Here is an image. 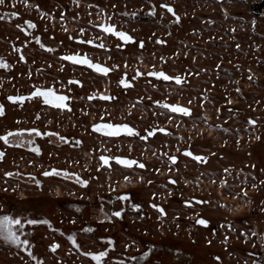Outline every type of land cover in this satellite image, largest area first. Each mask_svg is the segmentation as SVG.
Masks as SVG:
<instances>
[{
    "label": "rangeland",
    "instance_id": "1",
    "mask_svg": "<svg viewBox=\"0 0 264 264\" xmlns=\"http://www.w3.org/2000/svg\"><path fill=\"white\" fill-rule=\"evenodd\" d=\"M164 4L171 5L175 15ZM4 9L11 11L12 20L0 21V38L7 45L26 39L20 27L30 31L29 38L39 36L51 46L54 58L72 46L79 49V42L92 34L105 39L108 58L119 65V71L107 79L111 91H118L115 83L122 72L142 76L133 89L119 93L123 117L128 118L131 105L139 102L133 110L143 112V129L151 121L169 119L185 138L174 136L172 151L163 149L164 138L140 142L137 154L147 169L123 173L136 177H127L121 188L134 187L130 190L138 199L164 209L165 214L156 207L151 212L153 223L131 213L124 223L111 220L99 203L89 199L110 186L95 183L86 188L50 179L40 191L5 175L16 169V158L0 160V217L19 219L21 224L13 225V230L29 241L27 245L6 242L0 231V264H97L88 253L100 251L108 253L101 264H264V0H5L0 18ZM27 21L35 27L27 28ZM103 24L115 25L134 41L124 46L112 41L110 34L97 28ZM28 49L37 48L30 44ZM159 70L179 75L181 83L144 76ZM155 101L188 107L191 113L164 116L151 106ZM181 119L188 132L175 126ZM120 146L126 151L135 147L128 139ZM187 147L208 160L204 183L171 187L164 154L176 155ZM0 149L9 152L1 143ZM76 160L82 165L79 155ZM183 160L186 165L177 167L173 176L192 185L190 177L197 175L183 170H196V164ZM82 168L87 172L85 165ZM102 177L108 179L100 180L102 184L115 179L110 172ZM171 189L176 193L173 199ZM199 218L210 223L197 224ZM29 219L49 223L30 225ZM150 243L151 252L146 249ZM53 245H58L55 251Z\"/></svg>",
    "mask_w": 264,
    "mask_h": 264
},
{
    "label": "flooded vegetation",
    "instance_id": "2",
    "mask_svg": "<svg viewBox=\"0 0 264 264\" xmlns=\"http://www.w3.org/2000/svg\"><path fill=\"white\" fill-rule=\"evenodd\" d=\"M10 12L11 11L4 9L0 21L5 24H10L12 22L10 19ZM26 26L27 28L33 27L29 21L26 22ZM97 28L104 31L100 26H97ZM20 29L22 34L26 36V39L22 40L20 44L14 45V43H18V40H16L13 42L10 41L7 45L3 43V40L0 38V65H7V67L0 66V104H3L5 107L4 115L0 116V136L5 135L9 131L15 132L19 129L25 130L20 136L10 138L11 142L9 144H5L3 140H0V143L9 150V152L6 153L0 149V151H3L5 154L3 159L9 157L16 158L14 161L15 165H17L16 169L11 171L13 175L9 176V178L13 177L14 180L25 186H36L40 191H44V186H46L47 181L50 179L61 180L69 183L71 186L86 188L95 186V183H98L99 186H110L107 190L90 195L89 199L91 202L94 201L99 203L101 209L106 215L111 217V220L120 224L124 223L127 217H129L128 214L131 213L133 217L136 216V218L144 222L153 223L155 219L151 215V212L155 211V207L151 204L152 201L144 202L138 199L139 197H137V194H134L130 190L134 187H130V189L121 188L125 180L123 173L125 171H130L131 173L140 172L141 170L145 171L147 169L146 164H144L137 154V150L140 149V142L147 144L153 140L164 138L165 146L163 149L172 151V139L174 136L183 139L185 136L178 133V130H174L175 127H173V123L169 119H163V122L157 123L158 125L152 124L151 121L146 128L143 129L140 125V121L144 120V118H140L143 112L136 113L133 110L135 106H140L139 102L131 105L127 114L128 118L123 117L122 113L119 111L122 109V107H120L122 106V98L119 96V93L121 90L133 89L136 80L140 79L142 76L141 73H139V75L128 77L126 73L122 72L115 83L119 89L118 91L112 92V88L107 79L110 75H114L115 72L119 71V65L114 63L113 57L112 59L108 58L106 53L109 51L110 47L105 46V39L103 40L99 35L92 34L89 39L83 41L77 39V42L80 41V48L75 49V47L72 46V49L70 48L72 52L68 50V52L56 56L60 58L57 59L51 54L52 52L55 53V51H51L52 47L46 44L44 40L39 36L29 38L30 31L23 27H20ZM105 33L112 36V41L118 40L123 43L122 46L131 43L121 41L111 33ZM93 36H96V39ZM89 40L92 41L91 44L86 43V41ZM30 44L37 49L35 51H29L28 47ZM115 46L118 47L117 44ZM42 52L47 53L50 59H44ZM77 54L82 58L87 57L94 63H99L103 67L111 69V71L105 76L103 73H97L87 65L76 64L73 61L64 59L67 55ZM149 73H151V71L145 73L144 76L150 79L164 81L162 77L152 76L149 75ZM121 79L128 81V86L124 87L125 85L119 83ZM77 80L80 81L79 84L74 82ZM70 81H72V83H70ZM37 88L42 90L52 88L56 94L68 96L69 99L64 102L68 107L58 108L53 104L44 103L42 96H32L31 94L35 92ZM15 95H23L26 99L24 101L15 102L8 99V97ZM102 95L110 96L112 99H101ZM89 97H91V99ZM135 99L139 100L140 98L136 96ZM117 100H119V104ZM166 104L169 103L165 101L157 103L155 101L151 106L153 108H159L161 114L164 116L167 114L184 116L182 113H175L172 112L171 109L164 107ZM37 116L39 118H37ZM183 121L186 122L181 119L179 120L180 125L176 123L175 126H179L181 132H188L186 127L182 125ZM97 123L128 124L130 127L134 128L139 135L129 136L122 132L118 137H109L104 132L95 131L92 125ZM33 128L44 133V135H36L34 132L27 131ZM159 129H165V131L161 132ZM1 130H4V132H1ZM148 132H152L153 135L148 136ZM142 136H147L148 138L143 140L141 139ZM60 137H64V139L61 140ZM123 139L130 140L135 147L131 148V150L130 147L127 148V151L124 150V148L120 146ZM29 141L32 143L29 144ZM37 146L41 149L39 155L31 151L33 147ZM163 149L160 148V152L163 153ZM185 150L191 151L193 156L185 155ZM78 155L83 162L82 165L86 166L87 172L83 171L82 165L79 163L75 164ZM164 155L169 160V167L166 172L168 176L166 180L171 187H200L199 183L201 182L199 180L204 183L203 167L208 160L204 158L203 154H195L190 150V147H187L179 150L176 155L167 152ZM196 155L204 159L197 161L194 159ZM102 156L110 158L107 165H105L101 159ZM115 156L133 159L138 163L132 165L130 168L119 165L114 159H111V157ZM56 157L58 158L57 162H55ZM70 157H73L74 160H67L70 159ZM171 157H176L177 159L173 161ZM14 158H11V160ZM85 159L87 160L86 162H84ZM183 159L192 161L196 164V170H190L187 167L183 170L187 172L186 174L197 175L196 179L195 177H190L195 184L189 185L188 180L187 182L179 183L173 176V173L177 171V167L186 165ZM46 160H48L47 163L45 162ZM140 163H143L145 167H139ZM40 168L44 170L38 171ZM52 168L66 170L69 176L44 177L42 175L45 170L50 171ZM76 168L78 170H76ZM108 172L112 173L115 179L103 184L99 182L100 180H108L102 177L103 175H107ZM73 173L81 180H87L88 184L82 186L77 183L76 178L71 175ZM38 174L41 176H37ZM127 175H129L127 177L130 179L136 177L134 174L128 173ZM35 179L41 181L39 186L35 184ZM173 181H175V183H173ZM129 184L133 185L138 183L129 181ZM169 192L172 193L171 197L173 199V195L176 193H174L172 189ZM56 193L57 191H55V194ZM48 195H50V193H48ZM125 195L128 196L127 200L120 199V197ZM135 204H139L141 207H133ZM117 211L121 212L120 217L114 215ZM163 214H165V211ZM146 249L151 252L152 244L150 243Z\"/></svg>",
    "mask_w": 264,
    "mask_h": 264
},
{
    "label": "snow or ice",
    "instance_id": "3",
    "mask_svg": "<svg viewBox=\"0 0 264 264\" xmlns=\"http://www.w3.org/2000/svg\"><path fill=\"white\" fill-rule=\"evenodd\" d=\"M5 0H0V5L4 4ZM164 8L167 9V11L172 12L173 15H175V12L173 11V8L171 5L169 4H164L163 5ZM13 15H16V13H13ZM177 20H179V17L177 16ZM31 23V22H29ZM33 27H35V25H32ZM100 27H102L104 29L105 32L107 33H111L113 34L115 37H118L119 40L124 41V42H132L134 41V37L129 35L127 32L124 31H119L116 29L115 25H100ZM81 31H84L83 29H81ZM86 43L91 44L92 41H86ZM161 43H163V41H161ZM140 46L143 47V41L139 42ZM120 45H118L119 47ZM102 47V45H101ZM23 58V57H21ZM65 60L68 61H73L76 64H80V65H87L89 68L94 69L97 73H103L105 76L111 71V69L107 68V67H103L101 64L99 63H94L92 60L88 59L87 57H81L80 55H67L64 57ZM0 66H4L7 67L6 64H2ZM139 75V73H137ZM149 75L152 76H157V77H162L164 80L166 81H171V80H175L177 84L181 83V77L179 75L177 76H170V75H166L163 71H153L151 73H149ZM75 83L79 84L80 81H74ZM70 83H72V81H70ZM119 83L128 86V81L121 79L119 81ZM32 96L35 97H43L44 103L46 104H53L58 108H67L68 105L66 103H64L66 100L69 99L68 96L65 95H58L56 94L52 88H48L46 90H42L37 88L35 92H33L31 94ZM91 99V97H89ZM9 100L11 101H24L26 99L25 96L23 95H15V96H10L8 97ZM101 99H112V97L110 96H101ZM189 103H191V101H189ZM164 107L171 109L172 112L175 113H182L185 116L190 115L191 113V109L188 107H183L180 106L178 104H166L164 105ZM5 112V107L3 104H0V116L4 115ZM37 118H39L37 116ZM251 123H255V121H251ZM92 127L95 129L96 132H104L107 136L109 137H118L121 135V133H125L129 136H135V135H139V133L132 127H130L128 124H114V123H97L92 125ZM25 130L24 129H19L15 132L13 131H9L7 132L5 135L0 136V140H3L5 144H9L10 138L12 137H18L20 136ZM27 131L29 132H34L36 133V135H44V133L39 132L37 129L33 128V129H28ZM159 131L163 132L165 131V129H159ZM153 133L152 132H148V136H152ZM148 137L147 136H142L141 139L146 140ZM61 140L64 139V137H60ZM32 142L29 141V144H31ZM31 151H33L36 154H40L41 149L37 146V147H33L31 149ZM4 152L0 151V159L4 158ZM185 155L188 156H193V153L189 150H185ZM101 159L103 160L104 164L107 165L109 163V157L107 156H102ZM111 159H114L116 161L117 164L119 165H124L126 167H131L134 164H137L138 162L136 160L133 159H127V158H122L120 156H115V157H111ZM171 159L173 161H175L177 158L176 157H171ZM194 159L197 161H200L202 159H204L203 157L196 155L194 156ZM139 167L144 168L145 165L143 163L139 164ZM225 171H227V169H225ZM6 176H12L13 173L12 172H7L5 173ZM42 175L44 177H51V176H63V177H68L69 173L66 170H59L56 168H52L50 171L49 170H45ZM72 176H74L77 180V183L83 185H87L88 181L87 180H81L79 177L75 176V173L71 174ZM34 179V178H33ZM125 179L127 180L128 178L125 177ZM35 184L37 186H39L41 184V181L38 179H35ZM173 183H175V181H173ZM222 184H224L226 186V182H221ZM253 187H255V185H253ZM120 199H124L127 200L128 196H122L120 197ZM198 203H208V201H198ZM133 207L135 208H140L141 206L139 204H135L133 205ZM153 207L159 208L158 205L153 204ZM159 211L161 213L164 212L163 208H159ZM114 215L116 217H120L121 216V212L117 211L114 213ZM27 224L30 225H34L37 223H45L48 224L49 221L45 220V221H38L35 219H29L26 221ZM197 224L203 225V226H207L210 221L204 218H199L196 221ZM21 221L19 219H14L10 216H3L0 217V231H2L3 233V238L6 242H10L12 244L15 245H27L29 243V241L27 239L21 240L19 235L17 234L16 231L13 230V225H20ZM84 231L86 232H93L94 230L92 228H86L84 229ZM69 239L73 242V244H76V237L74 235L69 236ZM108 243L111 244L112 240L111 238H108ZM58 247V245H53V251H55V249ZM89 255H92V259L95 260L97 262V264H101L102 258L106 257L108 255V253L106 251H100L98 254H91L88 253ZM29 255H31V253L29 252ZM145 255H147V253H145Z\"/></svg>",
    "mask_w": 264,
    "mask_h": 264
}]
</instances>
